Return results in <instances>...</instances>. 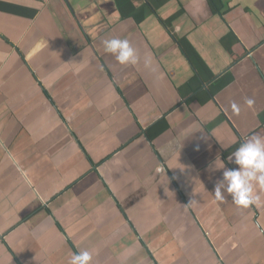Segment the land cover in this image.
Instances as JSON below:
<instances>
[{
	"label": "crops",
	"instance_id": "obj_1",
	"mask_svg": "<svg viewBox=\"0 0 264 264\" xmlns=\"http://www.w3.org/2000/svg\"><path fill=\"white\" fill-rule=\"evenodd\" d=\"M220 2L0 0V264H264V186L214 195L264 136V0Z\"/></svg>",
	"mask_w": 264,
	"mask_h": 264
},
{
	"label": "clouds",
	"instance_id": "obj_2",
	"mask_svg": "<svg viewBox=\"0 0 264 264\" xmlns=\"http://www.w3.org/2000/svg\"><path fill=\"white\" fill-rule=\"evenodd\" d=\"M105 52L112 54L120 64H135L138 56L127 39L112 38L103 41ZM249 107L254 100L247 99ZM238 113L239 107L232 105ZM228 161L235 164L234 168H225L222 164L223 178L216 182L214 195L217 201L225 199L224 191L232 196L237 206L244 208L259 203L255 194V185L264 186V136L253 134L246 138L240 146L228 156ZM93 255L88 250L75 252L69 264H92Z\"/></svg>",
	"mask_w": 264,
	"mask_h": 264
},
{
	"label": "trees",
	"instance_id": "obj_3",
	"mask_svg": "<svg viewBox=\"0 0 264 264\" xmlns=\"http://www.w3.org/2000/svg\"><path fill=\"white\" fill-rule=\"evenodd\" d=\"M221 0H212V5L215 9V11H220L222 8V2H220Z\"/></svg>",
	"mask_w": 264,
	"mask_h": 264
}]
</instances>
